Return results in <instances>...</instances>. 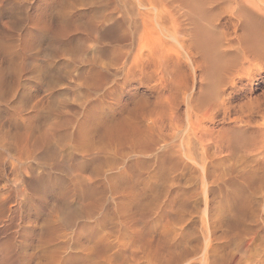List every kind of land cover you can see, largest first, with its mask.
<instances>
[{
  "label": "bare ground",
  "instance_id": "1",
  "mask_svg": "<svg viewBox=\"0 0 264 264\" xmlns=\"http://www.w3.org/2000/svg\"><path fill=\"white\" fill-rule=\"evenodd\" d=\"M185 15L175 0H0V264H220V220L242 225V263L264 264V140L228 145L220 167L193 124L207 49ZM243 30L256 54L263 30ZM172 55L199 71L194 98Z\"/></svg>",
  "mask_w": 264,
  "mask_h": 264
},
{
  "label": "rangeland",
  "instance_id": "2",
  "mask_svg": "<svg viewBox=\"0 0 264 264\" xmlns=\"http://www.w3.org/2000/svg\"><path fill=\"white\" fill-rule=\"evenodd\" d=\"M192 1L175 0V5H177V8H180L181 14L186 13L185 18L187 17L191 32L194 33L198 29V26H201L206 36L207 68H205L202 92L204 106L201 107V111L194 110L199 112L198 115L196 112H192L193 124H201L212 133V137L215 139H210L208 144L211 146L215 144L219 147L221 167V157L227 155L226 149L228 145L259 143L264 140V134L260 128V126H264V33L261 35L262 39L258 40L253 46L254 48L259 47V51L256 54L249 53L245 55L242 49L239 48L240 42L238 43L239 36L244 32L243 28L246 21H248L249 26L254 25L264 32V0H256L257 2L255 0H248L250 4V1H252L254 7L248 6L243 2L247 9L244 13L245 15L242 14L243 16H239V10L235 9L238 5L233 3L234 0H195V5L197 3L199 10ZM257 8L261 9L262 12ZM199 14L201 16H198ZM200 17L203 18L202 23L200 21L202 18ZM215 23L217 24L216 27L213 26ZM227 40L232 41V47H224V42ZM241 41L243 44L246 43V40ZM166 47L170 48V44H167ZM212 48L214 49L213 52L211 51L213 50ZM180 61L184 62L172 55V61H169V66L171 68L175 65L173 67L175 70L183 66L182 68L185 73L188 71L186 75H189L188 78L192 77L189 84L192 87L191 91L194 98L199 85V76L195 73L199 75V71L190 70L189 65L186 63L182 64ZM182 68L179 70H182ZM178 98L176 99L177 105H175L177 108L176 113L179 117L182 116L181 118H183L185 108L179 101L180 98ZM231 160L239 165L244 159L240 157V153H237L232 155ZM262 170L264 172V168ZM243 188L249 191L244 184ZM231 191H233L232 186H223L220 183V217L222 209L226 203L229 204L230 202L226 198V195ZM256 197L258 201L262 200L261 202H263L264 189ZM196 223L202 236L212 225V223H205L204 226L201 225L199 218L196 219ZM220 226L222 227L220 228V237H222L220 238L218 261L220 264H243L240 258L242 254L237 248L240 238L238 234L242 225L238 223L233 228H227L226 224L220 220Z\"/></svg>",
  "mask_w": 264,
  "mask_h": 264
}]
</instances>
